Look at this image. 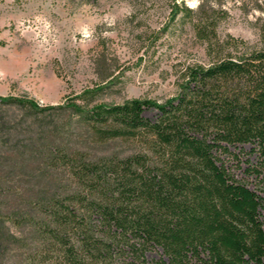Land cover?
<instances>
[{"label":"trees","instance_id":"1","mask_svg":"<svg viewBox=\"0 0 264 264\" xmlns=\"http://www.w3.org/2000/svg\"><path fill=\"white\" fill-rule=\"evenodd\" d=\"M199 22L212 61L187 68L176 96L79 111L95 142L139 151L97 158L54 142L0 156L11 159L0 173V264H264V197L231 165L247 155L243 171L264 193V44L239 51L213 42L217 19ZM15 107L60 108L0 97V110ZM15 175L38 185H7Z\"/></svg>","mask_w":264,"mask_h":264},{"label":"rangeland","instance_id":"2","mask_svg":"<svg viewBox=\"0 0 264 264\" xmlns=\"http://www.w3.org/2000/svg\"><path fill=\"white\" fill-rule=\"evenodd\" d=\"M261 5L262 0H0V97L60 107L44 113L2 108L0 117L10 123L0 122V156L54 142L97 158L134 154L140 146L133 141L95 142L79 111L133 99L162 103L176 96L187 68L212 61L209 43L199 36L203 15L217 19L213 42L235 40L239 51L261 49ZM145 115L152 118L155 112ZM14 124L10 139L4 127ZM247 158L239 154L232 160L233 171L264 197L243 171ZM8 160H0V173L10 170ZM38 182L15 175L7 185ZM148 257L158 259V254Z\"/></svg>","mask_w":264,"mask_h":264}]
</instances>
